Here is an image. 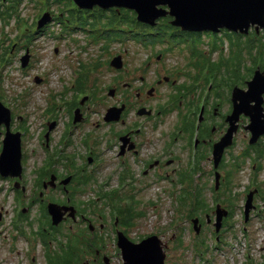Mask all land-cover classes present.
I'll return each instance as SVG.
<instances>
[{
  "label": "flooded vegetation",
  "instance_id": "obj_1",
  "mask_svg": "<svg viewBox=\"0 0 264 264\" xmlns=\"http://www.w3.org/2000/svg\"><path fill=\"white\" fill-rule=\"evenodd\" d=\"M63 14L65 13L52 12L53 22L67 33L66 39L73 32H82L84 34L82 41L77 39L72 41L75 44L79 42L85 44L80 46L82 50H86L90 45H96L100 54H106L110 45L116 42L123 43L124 37L120 34L114 37L111 43L108 25H103L98 33L86 32L88 16L92 13L81 14V20L78 18L80 13H72L76 18L70 31L66 21L62 19ZM39 16L36 15L30 25L35 24ZM163 28L140 27L144 32L149 31L147 35H142L141 41L138 42V45H141L145 41L147 45L143 47L148 53L141 64L125 66L119 70L122 76L117 77L113 85L114 94L109 97L114 102L101 109L94 123L86 113V105L96 103L101 107L108 101L104 99L101 88L95 86V83L91 87H88L89 82L86 85L83 83L88 81L90 76H95V72L100 71L104 64L99 61L90 68L86 64L81 67L86 70L85 73L79 72L77 67L73 68L69 64L71 78L68 89L74 94L72 99L65 103L67 124L64 131L59 129V122L56 119L49 121L55 124L51 130L48 121L41 126L36 136L37 148L41 153L34 166L38 164L37 173L43 175V178L28 185L29 188L22 186V197L27 200L29 208L38 205V209L31 216L13 208L9 228L2 227L0 231L2 233L9 231L8 236L12 241L16 238L23 239L26 243L27 239L33 240L32 249L28 244L24 248L25 252L30 251L27 258L32 264L37 261L39 264H50L48 259L54 256L55 251L61 256L58 264H103L106 261L104 256H107L109 264H112V257L103 250L104 237H101L107 219L96 210L101 205L108 207L110 197L116 198V190L106 189L109 185L107 179L109 175L105 176V171L97 167L101 162V152L98 151L100 140L105 145L106 156L117 161L115 165L118 168H112L107 173L118 176L119 194L123 199L127 200L130 192H137L139 186L149 187L150 184L155 185L159 182L166 184L162 187L164 190H170L177 185L183 186L181 192L185 194L198 195L201 201L196 205L193 203V209L199 210L194 217L198 218L206 243L211 235L217 232L216 235L219 238L221 236L222 244H225L224 229L227 223L232 222L238 211L244 220V207L251 192L257 190L254 201L262 197V188L256 180L253 184L248 182L240 193L233 195L236 205L225 204L220 198L219 203L215 200L216 191L219 193L225 179L233 180L237 173L245 170L250 173H259L263 170L261 159L264 156V135L252 143L250 134H247L244 141L247 145L239 148L238 130L232 143L223 149L221 147L220 153L215 156L214 151L219 150L217 144L228 128L226 117L232 110L231 95L223 97L222 87H218V84L206 88L207 78L204 70L207 67L206 61L217 64L219 68L223 65V60H220L219 54L216 58L212 57L217 54V50L210 51L211 42L206 43L202 39L207 33L183 32L168 26L166 29ZM49 29L48 25L33 35L16 34L17 38L11 41L13 45L9 54L15 51L19 53L22 49L23 56L30 50L28 43L45 34L49 37ZM64 32L58 33L57 37L64 38ZM223 33L224 31H221L217 36ZM149 41L155 43L149 44ZM232 43L230 41L229 45L232 46ZM201 46L208 48L203 50ZM127 53L125 50L123 54L118 53L114 56L121 55L124 63ZM174 54L185 61L184 65L170 62L168 56ZM31 59L25 66H22V60L19 59L23 70H27L25 68L29 67ZM234 62L235 56L232 55L228 64L232 67ZM108 65L110 67V61ZM229 75L233 78L235 74L230 70ZM79 85L82 90L91 92L84 101L75 93ZM102 86L110 89L103 84ZM65 92L67 90H61V93ZM99 92L102 94L96 97L95 94ZM110 107L121 109L118 121L108 120L106 110ZM76 110L82 113V119L78 122L74 121ZM18 119L22 120L20 116L14 118L12 115L9 122L11 129L14 128L12 127L14 121ZM84 125H91L93 128L84 131ZM22 131L23 139L25 128ZM98 131H102L101 134ZM5 133L6 126L2 124L1 138ZM75 134L82 137V140L78 139L81 140L80 146L75 143ZM82 145L84 152L81 150ZM101 177H104L102 181L99 179ZM216 177L221 180L219 187L216 186ZM148 178L152 181L142 182ZM234 188L238 190L237 186L233 185V192ZM37 190L39 191L36 192ZM125 190L128 191L124 193ZM207 191L210 194V201H206L205 198ZM217 204L228 210L219 231L214 227ZM50 205L63 211L62 221L58 226L50 225L51 219L47 212ZM255 210L259 211L256 204L250 213L251 218L247 220L248 224L253 221ZM1 217L0 213V224ZM69 241L76 248L72 255L68 251ZM48 252L51 256H48ZM238 264H264V245L256 255L251 251L246 252Z\"/></svg>",
  "mask_w": 264,
  "mask_h": 264
},
{
  "label": "rangeland",
  "instance_id": "obj_2",
  "mask_svg": "<svg viewBox=\"0 0 264 264\" xmlns=\"http://www.w3.org/2000/svg\"><path fill=\"white\" fill-rule=\"evenodd\" d=\"M43 0H20L18 4H15L17 16L20 19L19 28L16 27V14L13 15V18L10 20V23L5 27L0 23V55L5 52L7 58H3V62L0 64V101L10 109H13L14 114L19 113L22 118L21 121H17L14 126V130L19 129L23 125L26 127L27 132L24 137H27L25 141L26 144V155L28 162V169L30 170L34 167L35 161L38 155L41 153L37 148V139L36 136L41 129L43 121H50L52 119H58L59 129L64 131V126L67 124L68 116L66 114L65 103L72 99L71 90L68 89V82L71 78V73L69 70V64L75 63L77 70L79 72L85 73V69H81L82 66L88 65L92 67L97 62L101 61L104 65L101 67L100 71L95 72V76L89 77L88 87H91L93 83L95 86L101 88L103 92V97L108 101L105 106L98 107L91 103L90 107H85L87 115L91 118V121L94 123L101 109L105 108L107 105L112 104L114 101L109 99L111 96L109 90L102 86L111 87L117 77L122 76V70L125 66H136L141 64L142 59L145 58V55L148 51L143 47V45H138L131 38H128L126 41H123L122 44L118 42L110 45L108 52L106 54H100L99 48L96 45H90L86 50H82L80 46L84 44L79 42L77 44L73 43V39L82 41L84 34L81 32H74L68 39H66L67 33L63 31L61 26H58L57 23L53 22L51 18H48L46 23L50 26L48 31L49 37L47 34L40 36L37 40H34L28 43L29 51L32 54V59L29 67H26L23 70L20 66L19 59L24 53V50L18 53L15 51L13 54L6 52L7 43L16 39V34H20L23 31L22 24H25L24 29H28V26L31 20L36 15V12L39 7V3ZM13 0H7V5H11ZM51 10L57 11L50 1ZM132 15V13H129ZM66 14H63V18ZM106 18L109 16V13H105ZM92 19V16H88ZM106 19L103 20V22ZM156 25V24H155ZM108 29V28H107ZM64 32V38H59L58 33ZM232 36L235 35L231 33L224 32L223 34L216 36L207 34V38L203 37L202 39L208 43V41L216 42L221 39V36ZM11 39V40H8ZM257 39L261 42V46L254 48L253 51H246L244 48H240L239 58H240V67H239V87L243 90H246L245 82L250 78L251 71L246 72L247 67L253 65V61L256 57H261V62L264 65V30L259 31L257 34ZM244 39H242V42ZM218 45L223 46L222 51H217V54L213 55V58H216L218 54L223 53L227 55L229 53L230 45L229 41H226L222 37V42L218 41ZM13 43H11V46ZM208 46H201V49L206 50ZM127 50L128 53L125 56L126 62L123 63V67L119 70L109 67L108 63L115 54H123ZM252 56H248L249 54ZM100 55V56H99ZM171 63L177 62L179 65H184L185 61L180 57L174 55L168 56ZM259 59H257L258 61ZM241 72V74H240ZM38 77L40 80L35 81V78ZM94 81V82H92ZM86 83V84H87ZM61 90H67L65 93H61ZM99 92L96 96L101 95ZM5 97V101L1 97ZM115 100V99H114ZM95 110H98V114L94 113ZM50 115L51 118L46 120V116ZM248 123L247 118H242L240 121V132L238 135V145L239 148L247 145L245 141L247 131L244 130L243 126ZM84 131L87 129L93 128V126L84 125ZM102 131H98L101 134ZM75 143L80 146V141L82 137L75 134L74 136ZM78 139H81L78 141ZM1 148V147H0ZM81 150L84 152V147L82 145ZM35 151V152H34ZM98 151L101 153V162L97 167H101V170H104V175L109 177V185L106 187L107 190H118L120 189L118 176H112L107 172L112 168H118L117 161L112 160L110 156H106V150L104 143L100 140V146ZM106 165H105V164ZM261 164L263 170L254 175V182L257 180L258 185L260 184L262 188L263 199H257L256 204L259 208L262 209L261 217H254V222L251 225L247 226V230L242 231L243 223L240 220L234 221L233 225H228L234 227L233 230H225V244L219 243V247L215 248L212 245L211 238L205 245H211L209 254H198L196 253L194 247L195 245L202 244L204 236L194 237L195 233L192 232L189 228V222L186 218L187 210H176V197L175 193L167 194L168 190L162 188L166 185L164 182H159L158 184L151 185L152 187H147L144 189V186H139V191L136 193V200H139V205L137 210L142 213L141 217L134 220L135 225L130 228H126L127 235L133 241H140L142 238H145L149 235H156L164 244L168 246L167 249V258L166 264H238L245 255L246 252L252 250L256 255L258 251L262 249L264 245V156L261 159ZM108 165V167H107ZM107 170V171H106ZM248 170L237 173V176L233 178V185L237 186V191L232 194L236 195L240 193V190L243 186H247V183L252 179V174L249 176ZM104 177L99 178L101 181ZM148 181L151 182L152 179H143L142 182ZM9 182L0 181V213L1 224L0 231L2 227L9 228V221L12 216V211L14 208L13 204V192L9 191ZM234 190H236L234 188ZM128 190H125L126 193ZM119 194V191L117 192ZM87 195H85L86 197ZM223 196H228V194L223 193ZM206 201L209 200V192L205 193ZM100 206V205H99ZM37 209L33 208L30 215L33 216L36 213ZM99 211L107 221L105 229L101 237H104L103 250L106 251V254L112 257V264H123L122 256L120 250L117 248L116 240H114V234L110 226V216L109 210L104 206H100L96 212ZM113 226V224L111 223ZM124 230V227H121ZM234 232V234H232ZM0 232V264H32L27 255L29 252H25L24 248L26 247V241L20 238H16L15 241H12L9 238L8 234ZM194 233V234H193ZM205 235V234H204ZM7 236V237H5ZM207 236V235H205ZM182 239L180 242L179 239ZM205 240V239H204ZM28 246V245H27ZM221 247V248H220ZM221 249V250H220ZM37 255V254H36ZM38 258V256H37ZM205 261V263L203 262ZM35 264H39L38 261Z\"/></svg>",
  "mask_w": 264,
  "mask_h": 264
},
{
  "label": "water",
  "instance_id": "obj_3",
  "mask_svg": "<svg viewBox=\"0 0 264 264\" xmlns=\"http://www.w3.org/2000/svg\"><path fill=\"white\" fill-rule=\"evenodd\" d=\"M81 9H93L98 6L102 9L111 7L126 8L136 13V19L140 22L154 25L155 21L167 15L174 19L171 25L178 26L182 30H218L228 28L240 33H247L250 24H258L264 27V0H74ZM160 7V8H158ZM168 10V11H167ZM50 18L49 13H45L38 21L37 28L41 29ZM258 28V27H257ZM22 66L28 61V54L22 59ZM111 65L121 67L120 58L116 57ZM37 81V80H36ZM248 90L235 89V96L240 100L235 106L233 113L229 116L230 126L227 134L217 145L218 154L224 146L229 144L233 133L236 131V122L241 113L250 118L249 128L253 139L263 133L264 113L262 108V94L264 93V77L257 71L252 79L247 83ZM255 102L253 106L249 104ZM121 109L109 110L108 120H119ZM10 120V114L0 103V124ZM78 120V119H77ZM20 143L17 135L10 134L8 128L3 141V150L0 155V170L3 174H15L16 168L13 166L14 159H18ZM9 170H5L8 168ZM251 198L246 206H250ZM221 216H218L216 226H220ZM58 221H55L57 223ZM151 237L144 240L140 245L130 243L123 235L118 239V246L121 249L125 264H164V254L160 243ZM156 252L150 245H156ZM142 248V251H141ZM139 249V250H138Z\"/></svg>",
  "mask_w": 264,
  "mask_h": 264
},
{
  "label": "trees",
  "instance_id": "obj_4",
  "mask_svg": "<svg viewBox=\"0 0 264 264\" xmlns=\"http://www.w3.org/2000/svg\"><path fill=\"white\" fill-rule=\"evenodd\" d=\"M0 2H1V0H0ZM52 3L59 10L63 11L64 8L68 7L69 0H52ZM12 4H13V2H12ZM12 4H11V6H12ZM4 9H6V8H4ZM6 10L8 11V9H6ZM7 11L0 10V19L3 21V26H5L8 23L7 17L4 15V14L7 13ZM66 13H68V11H66ZM79 13H84V12L80 11ZM85 13H88V11H85ZM91 13H118V12L115 9H110V10H107V11H102L100 9H95ZM119 13H122L121 14V22L126 23L129 27H131L133 29L132 32H128V33L126 32L127 35L132 36L133 38L136 37L137 34H135L134 31H136V28L138 27L136 25H138V23L135 22L134 15L133 14L132 15L129 14V13H132V12L128 11V10L121 9L119 11ZM115 18H116L115 14H111L109 16V18H107L106 20L108 21L109 24H111V23H113ZM113 35H117L114 30L111 31V36L113 37ZM8 51H9V47L6 49V52H8ZM134 217H135V214L128 216L127 213H122V224L125 225V226H129L131 224L130 218H134Z\"/></svg>",
  "mask_w": 264,
  "mask_h": 264
}]
</instances>
